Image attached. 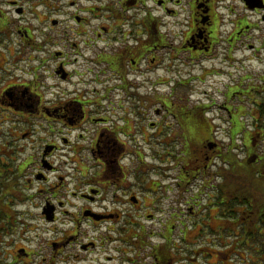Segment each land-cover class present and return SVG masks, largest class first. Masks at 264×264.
<instances>
[{"label":"flooded vegetation","instance_id":"1","mask_svg":"<svg viewBox=\"0 0 264 264\" xmlns=\"http://www.w3.org/2000/svg\"><path fill=\"white\" fill-rule=\"evenodd\" d=\"M262 148L264 0H0V264L262 251Z\"/></svg>","mask_w":264,"mask_h":264},{"label":"rangeland","instance_id":"2","mask_svg":"<svg viewBox=\"0 0 264 264\" xmlns=\"http://www.w3.org/2000/svg\"><path fill=\"white\" fill-rule=\"evenodd\" d=\"M235 141H236V145L242 146V140H235ZM243 151L244 150H236L235 156H234L236 161L242 160L244 158L245 155H244ZM261 151L264 152V149L262 148ZM11 158H12L11 160H14L15 158H17V156L13 155V156H11ZM262 171H263V173L260 172L259 170L257 171L256 169L255 170H252V169L248 170L246 173H244V175H245L244 179H240V181L245 183V184L250 185L252 183L254 185V187L252 189L249 186H247L246 190L248 191V193L244 194V195L249 194L251 199L254 197L256 200L264 201V181H261L262 179H264V170H262ZM237 172H243V171H237ZM258 173H260L259 176H261L263 178L258 177V175H257ZM237 187L238 186H236V188ZM242 188H244V186ZM241 221H243V220H241ZM36 223H37V221L34 220L33 226H35ZM33 226H31V228H33ZM263 227H264V224L262 225V229L264 232ZM37 234H39L38 231H33L32 233H30L28 235L29 241H30L29 244L31 245L30 248L32 250H35V248H36L35 243H36ZM249 237H250V240L245 238V241L247 240L248 242H251V245H254V246H256L258 244V247H259V245H261V241L262 240L264 241V236H261L260 240L258 237H256L255 239L253 236H249ZM234 239H236L235 234H234ZM236 240L234 242H237ZM239 240H240V242L242 241V239H240V238H239ZM0 248H1V246H0ZM263 249L259 253H256L257 247H256V249H254L251 246L248 248H245V249L241 248L239 250H235L234 255L232 256L233 261L230 264H264V250ZM243 258H246V260L244 261ZM200 261L202 264H206V255L202 256Z\"/></svg>","mask_w":264,"mask_h":264},{"label":"trees","instance_id":"3","mask_svg":"<svg viewBox=\"0 0 264 264\" xmlns=\"http://www.w3.org/2000/svg\"><path fill=\"white\" fill-rule=\"evenodd\" d=\"M249 169H244V170H235L234 172H233V178H234V180H235V182H236V184H238L239 185V187H240V189L241 190H246V187L247 186H249L251 189L254 187V185L251 183L250 185H248V184H245V183H243V182H241L240 181V179H244V177H245V175H244V173H246L247 171H248ZM237 171H243V172H237ZM260 172H262L263 173V171H260ZM259 174L260 173H258L257 175H258V177H261V176H259ZM228 174H226L225 176H227ZM230 175V174H229ZM261 178H263V177H261ZM244 186V188H242ZM252 192V191H251ZM244 194H247L248 193V191H245V192H243ZM249 195V194H248ZM254 234H251V236H253ZM261 236H264V234L263 235H260V237ZM256 237H258L259 238V235H256ZM252 238V237H251ZM262 242L263 241H261V245H262ZM264 250V249H263ZM260 252V250H256V253H259Z\"/></svg>","mask_w":264,"mask_h":264}]
</instances>
